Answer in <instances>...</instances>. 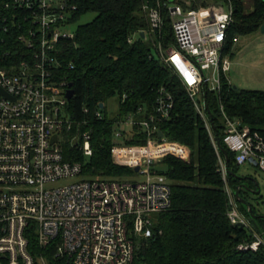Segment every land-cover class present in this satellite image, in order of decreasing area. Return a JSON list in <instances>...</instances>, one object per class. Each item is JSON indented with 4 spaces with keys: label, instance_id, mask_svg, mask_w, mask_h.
<instances>
[{
    "label": "built area",
    "instance_id": "1",
    "mask_svg": "<svg viewBox=\"0 0 264 264\" xmlns=\"http://www.w3.org/2000/svg\"><path fill=\"white\" fill-rule=\"evenodd\" d=\"M163 7L175 44L157 55L181 81L205 121L226 182L230 222L253 232L255 239L238 249L256 252L264 246V238L240 212L228 187L205 99L208 91H221L230 69L223 52L233 5L228 1L224 6L185 10L183 4L170 9L159 2L149 11L148 21L151 33L160 37ZM76 9L69 0H0V45H5L3 36L14 34L20 43L16 52L6 49L0 54V260L8 264L48 263L45 256L36 258L32 253L33 238L40 249L70 264H133L135 246L130 235H154L150 216L172 206L171 182L158 165L169 156L184 161L191 157L188 146L165 134L159 137L160 125L171 119L175 104L173 95L162 89L152 113L140 107L121 122L112 147L114 164L139 168L135 173L145 180L87 179L80 162L65 159L64 135L72 131L74 121L67 112L71 88L60 75L57 46L61 38L74 36L66 26ZM238 40L234 37V44ZM158 45L162 49L161 42ZM221 110L226 127L223 141L235 154L236 164L264 171V138L240 120L230 119L223 106ZM96 116L102 118L100 112ZM134 128L145 134L144 144L117 142ZM77 137L83 141L80 150L90 157V132H78ZM76 178L80 180L48 188Z\"/></svg>",
    "mask_w": 264,
    "mask_h": 264
},
{
    "label": "trees",
    "instance_id": "2",
    "mask_svg": "<svg viewBox=\"0 0 264 264\" xmlns=\"http://www.w3.org/2000/svg\"><path fill=\"white\" fill-rule=\"evenodd\" d=\"M190 1V6L180 0L177 4H183L185 10H198L231 1L233 22L224 56L234 54V37L251 35L264 26V0ZM158 2L164 4L167 0H69V4L76 5L77 9L71 12L67 30L87 13H94L95 17L79 25L72 38H61L57 46L60 75L69 85L72 84L70 88L74 91L67 105L74 125L72 131L64 135L65 159L80 162L82 175L87 179L135 175L133 169L113 162L111 149L116 143L115 131L130 113L137 112L140 107L146 108V113H152L160 90L165 89L173 95L175 104L171 119L163 122L160 129L167 139L188 146L191 158L189 162H183L169 156L160 163V172L171 182L172 206L168 211L157 214L154 235L147 238L130 235L135 246L133 264H264V246L256 252L238 249L240 244L255 239L253 232L230 222L226 182L205 121L181 81L157 55L159 42L165 48L175 44L164 7L162 36L150 31L148 13L158 7ZM142 33H145L144 37ZM2 39L5 45H0V54L4 52L2 50L14 53L19 49L16 34ZM114 97L119 98L118 115L109 118L105 113L106 104ZM205 99L211 111L209 118L213 134L227 151L226 157L220 149L227 183L240 212L251 227L263 235L264 215L253 203L264 196L262 192L259 195L251 192L258 190L257 182L240 175L235 154L223 141L226 127L221 106L230 119L240 120L264 138V91L235 88L224 78L221 91H208ZM101 104H104L103 109ZM97 112L102 114V118H97ZM78 132H90L93 150L90 157L80 150L83 141L78 139ZM124 133L122 140L117 141L120 144L146 142L145 134L138 128ZM237 192L239 197L235 195ZM241 199L247 201L257 218L250 214ZM30 249L36 258L45 256L47 264H70L40 249L34 238L30 241ZM0 264L8 263L0 260Z\"/></svg>",
    "mask_w": 264,
    "mask_h": 264
},
{
    "label": "rangeland",
    "instance_id": "3",
    "mask_svg": "<svg viewBox=\"0 0 264 264\" xmlns=\"http://www.w3.org/2000/svg\"><path fill=\"white\" fill-rule=\"evenodd\" d=\"M178 1L179 0H175L173 2L167 0V5L170 9H172L175 7ZM184 1L191 2L190 0H181L182 3H185ZM225 3L212 4L208 7L224 6ZM247 6L248 8H250L249 1H247ZM94 17H95L94 13H87L83 15L79 20L73 23V25L69 29V32L74 33L79 25L92 21ZM161 44H162V49L159 48V45L157 44L156 46L157 52L167 49L164 47V44L162 42ZM234 48H235L233 52L234 54L227 56L228 60L230 61V69L229 72L227 73V79L234 86L240 89L264 91V33L262 32V28L258 32L253 33L251 35H244L239 37V40L237 43H235ZM118 104H119L118 97H114L107 102L106 104L107 110L105 111V113H107L109 118H115L118 115ZM62 140H63V135L61 136V141ZM75 140L77 139H74V141ZM111 155H112V149H111ZM181 161L184 162V160L182 159ZM189 161L190 160L185 162H189ZM158 168L162 169L160 164L158 165ZM239 173L242 177H249L254 179L261 187L262 195L264 196V171L257 170L248 165H242L240 166ZM121 178L129 180L131 182H141L145 180V176L140 175L138 173H136L135 175H125ZM79 180H80L79 178L64 180L61 181L60 183L52 184L48 186V188L69 185ZM228 187L231 193L233 194L231 187L229 185ZM253 204L254 206H256L258 212L264 215V198L262 200H259V202L254 201ZM150 218L153 224H155L157 220V214H152ZM262 236L264 238V233Z\"/></svg>",
    "mask_w": 264,
    "mask_h": 264
},
{
    "label": "water",
    "instance_id": "4",
    "mask_svg": "<svg viewBox=\"0 0 264 264\" xmlns=\"http://www.w3.org/2000/svg\"><path fill=\"white\" fill-rule=\"evenodd\" d=\"M170 1H175V0H170ZM168 20L170 21V19L168 18ZM262 32L264 33V26L262 27ZM145 36V33H142V37H144ZM70 87H72V84H70ZM235 88H237L236 86H235ZM1 92H2V90H0ZM73 94H74V91H73V89H69L68 91H67V99L68 100H71L72 99V97H73ZM101 109H103L104 108V104H101ZM208 113L210 114V116H211V111L210 110H208ZM159 137H164V133L162 132V131H160L159 132ZM57 136H54V138H53V141L55 142L56 140H57ZM218 145H219V148L222 150V152L224 153V155L227 157V151L224 149V148H222L221 147V145L218 143ZM135 171L136 172H138L139 171V168H136L135 169ZM257 185H258V190L256 191V192H254V191H251L253 194H256V195H259L260 193H261V187L259 186V184L257 183ZM236 196L237 197H239V193L237 192L236 193ZM241 202L245 205V206H247L248 207V210H249V212H250V214H252L253 215V217L254 218H257L258 216L257 215H254L253 214V209L247 204V201L246 200H244V199H241Z\"/></svg>",
    "mask_w": 264,
    "mask_h": 264
},
{
    "label": "flooded vegetation",
    "instance_id": "5",
    "mask_svg": "<svg viewBox=\"0 0 264 264\" xmlns=\"http://www.w3.org/2000/svg\"><path fill=\"white\" fill-rule=\"evenodd\" d=\"M261 192H262V189H261ZM255 208H256V206H255ZM257 209V208H256Z\"/></svg>",
    "mask_w": 264,
    "mask_h": 264
}]
</instances>
